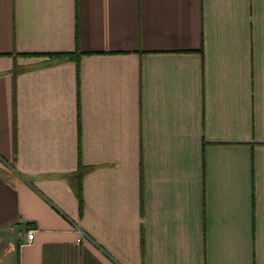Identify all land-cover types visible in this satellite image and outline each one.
Listing matches in <instances>:
<instances>
[{
    "label": "crops",
    "instance_id": "1",
    "mask_svg": "<svg viewBox=\"0 0 264 264\" xmlns=\"http://www.w3.org/2000/svg\"><path fill=\"white\" fill-rule=\"evenodd\" d=\"M0 264H264V0H0Z\"/></svg>",
    "mask_w": 264,
    "mask_h": 264
},
{
    "label": "trees",
    "instance_id": "2",
    "mask_svg": "<svg viewBox=\"0 0 264 264\" xmlns=\"http://www.w3.org/2000/svg\"><path fill=\"white\" fill-rule=\"evenodd\" d=\"M71 55L73 56L74 60H77L80 53H65V54H60L61 59H73L71 58ZM86 167L83 166V164L80 165V169L79 171L76 173V175H74L72 177V185L80 192L81 190V182H82V178L84 175V171H85ZM74 178V179H73Z\"/></svg>",
    "mask_w": 264,
    "mask_h": 264
},
{
    "label": "built area",
    "instance_id": "3",
    "mask_svg": "<svg viewBox=\"0 0 264 264\" xmlns=\"http://www.w3.org/2000/svg\"><path fill=\"white\" fill-rule=\"evenodd\" d=\"M34 230H30L29 232H28V240H33V238H34Z\"/></svg>",
    "mask_w": 264,
    "mask_h": 264
}]
</instances>
